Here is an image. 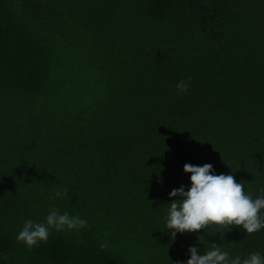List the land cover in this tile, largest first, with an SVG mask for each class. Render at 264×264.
<instances>
[{"label": "trees", "instance_id": "obj_1", "mask_svg": "<svg viewBox=\"0 0 264 264\" xmlns=\"http://www.w3.org/2000/svg\"><path fill=\"white\" fill-rule=\"evenodd\" d=\"M186 163L264 194V0H0V264L264 256V229L171 239ZM52 208L87 226L16 241Z\"/></svg>", "mask_w": 264, "mask_h": 264}, {"label": "clouds", "instance_id": "obj_2", "mask_svg": "<svg viewBox=\"0 0 264 264\" xmlns=\"http://www.w3.org/2000/svg\"><path fill=\"white\" fill-rule=\"evenodd\" d=\"M185 81L176 84L178 93L187 89ZM183 173L188 174V186L180 185L172 189L168 196L170 203L163 216L164 229L170 230L174 241L177 234L197 233L206 229V234L212 236L231 231L233 227L242 230L244 236L264 229V194L252 197L245 191V186L237 182L231 174H216L211 164H184ZM264 192V190H261ZM65 191L55 190L51 198H62ZM87 226V221L78 215H69L52 208L42 222L26 219L16 234V241L31 249L40 243H45L49 230L56 232L80 230ZM215 229L211 235L209 231ZM204 241L201 252L196 246L187 249L188 258L176 261L175 264H264V256L260 252H250L246 256H230L229 251L221 245L209 243L203 236H197V241ZM206 245V247H205ZM101 248L106 247L101 243Z\"/></svg>", "mask_w": 264, "mask_h": 264}]
</instances>
